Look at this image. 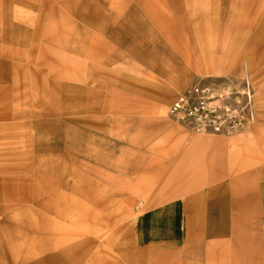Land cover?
<instances>
[{
    "label": "crops",
    "instance_id": "crops-1",
    "mask_svg": "<svg viewBox=\"0 0 264 264\" xmlns=\"http://www.w3.org/2000/svg\"><path fill=\"white\" fill-rule=\"evenodd\" d=\"M57 1L59 6L51 0H0V139H19L23 135L11 129L32 125L35 132L44 134L43 139L39 140L41 146L31 143L24 155L31 157L32 152L40 151L52 160L44 165L37 164L38 158L36 164L29 159L31 165L22 167V156H16L8 164L5 156L17 154L13 151L16 141L9 152L0 146V264H134L143 259L145 247L155 239L157 247L148 250L175 263L264 264V195H255L247 187V173L234 175L231 171L211 177L210 183L202 185L204 190L194 193L191 185L197 169L191 162L195 149L191 144L166 166L161 184L146 201L153 210L144 211L131 223L125 221L132 216L137 197L134 189L124 184L113 187L112 177L100 168L136 163L115 160L111 155H125V148L115 147L99 133L107 131L127 142H141L147 136H135L128 130L166 122L163 118L149 123L101 115L112 107L100 104V67L95 61L103 46L88 30L97 33L104 27L144 26L147 20L156 24L159 2ZM168 4L179 13L185 28V38L182 31L169 33L168 38L195 45L200 40L198 32L183 20L188 6L180 0H168ZM236 5L234 19L223 21L231 28L241 27L242 32L233 36L263 37L264 0H238ZM110 35L154 68L169 66L149 58L158 52L152 45L157 40L155 33L127 29L123 36L116 30ZM130 37L133 43L128 44L125 39ZM29 38L33 40L29 49L10 45H25ZM144 46L150 56L141 49ZM229 58L232 55L223 52L216 65L226 67ZM184 84L185 79L174 85L180 88ZM113 94L111 91L110 103ZM168 94L167 89L156 91V101L149 106L153 112L163 111ZM127 105L122 108L126 110ZM263 166L254 171V177L261 172L260 180ZM262 180L264 183V177ZM179 188L187 192L181 191L186 201L183 214L180 209L185 203L171 201ZM201 198L208 200L204 211L195 205ZM19 209L23 210L17 215Z\"/></svg>",
    "mask_w": 264,
    "mask_h": 264
},
{
    "label": "rangeland",
    "instance_id": "rangeland-1",
    "mask_svg": "<svg viewBox=\"0 0 264 264\" xmlns=\"http://www.w3.org/2000/svg\"><path fill=\"white\" fill-rule=\"evenodd\" d=\"M51 1L59 6L57 0ZM118 3H125V0H118ZM146 3L159 4L157 6L160 17L156 24L147 20L144 26L133 24L127 27L119 25L111 28L104 27L97 33L91 27L88 30L91 36L94 33L100 39L103 46L101 47L102 52L95 61L100 67L101 87L99 90L102 99L100 104L106 108L111 105L112 107L111 110L105 109L101 115L116 119H146V121H150L149 123L163 118L166 122V125L163 126L145 124L142 127L134 126L128 130L135 136H147V139L141 142H127L120 137L110 136L107 131L106 134L99 133L100 137L107 139L115 147L125 148V155H118L119 152L111 155L115 157V160L125 161L127 159L129 162L136 163V165L127 167L122 165L123 167L112 169L100 168L106 172V175L112 177L111 185L113 187L124 184L134 189L132 193L137 197L132 208V216L125 221L131 223L144 211L153 210L154 207L146 206L147 199L155 194V189L161 184L166 166L168 167L172 161L180 158L187 144L194 145L195 148L191 155V162L197 169L194 182L191 185L194 193L204 190L205 186L202 185L210 183L208 180L211 177L220 176L222 171L225 174L231 171L234 175L247 173L249 176L246 181L247 187H252L255 195H264L263 174L261 180L258 177L261 172H257L258 176L254 177V171L261 170L259 169L260 165H264V36L254 39L234 37L235 32H242L240 31L241 27L231 28L232 26L225 25L223 21L232 20L238 14L236 5L238 0H192V6H189L190 0H180L181 5L188 6V13L183 20L189 22V28L198 32L197 37L200 40L195 45H192L190 41L186 43L184 41L174 42L173 39L168 38L169 33L178 34L182 31L181 34L184 37L185 32V28L180 22L179 13L170 7L168 0H134L135 5ZM233 5L236 6L233 7ZM135 13L140 15L137 9ZM257 26L260 27L261 24H257ZM127 29L155 33L157 40L152 45L158 52L150 56L146 45L141 49L147 56H150L149 58L152 57L156 62L160 61L169 66L165 70L154 68L147 61L129 51L125 47V43H121L110 35L111 30H116L123 36ZM125 41L128 44L133 43L131 37ZM32 42V38H29L25 45L15 43H10V45L29 49L33 46ZM162 44L165 46L164 48L161 46ZM223 52L232 55L226 67L216 65V59ZM24 56L29 55L26 53ZM183 79H185V84L176 88L174 84ZM202 84H209L218 89L219 93L231 96L236 101H245V88L248 85L251 90L253 112V121L245 127L248 129L226 134L198 133L189 126L174 121L169 115V106L175 95L186 88ZM159 89H167L169 94L165 98L163 111L157 114L149 106L156 101L155 93ZM111 91L114 94L110 103ZM126 98L131 101H128L129 103L122 101ZM136 101H142L143 105H148L149 108L143 107L141 103L137 104ZM135 102L136 104H133ZM10 104L18 105V103ZM123 104H128L126 110L122 108ZM25 120L28 122L30 119L25 118ZM121 129L125 132L123 127ZM11 130L15 134L20 133L23 136H18L19 139H0V146H5L6 152L13 149V143L16 141L13 151H16L17 154L8 155L7 153L6 163L9 164L16 156H22V167H29L31 164H36L37 161V164L44 165L52 162L49 156L46 157L40 151H38L39 153L32 152L34 156L31 157L24 155L31 147V143L36 142L41 146L42 141L39 140L43 139L44 134L35 132L32 125H15ZM205 143H209V147ZM240 161H243L245 165H242ZM236 167H239L240 171L236 172ZM242 167L244 168L241 170ZM122 169L124 171H121ZM185 183L183 182L184 185ZM177 191L178 195L176 194L171 201L180 200L181 203H185L180 209V213L183 214L186 201L184 200L185 194H182L181 191L187 192L180 188ZM195 202L198 211H204L208 206L206 198ZM22 210H17L16 214L20 215ZM157 243L156 239L150 242V247H145L146 253L143 259L134 260V264H181L179 261L175 263L173 259L158 258L157 253L148 250L157 247ZM122 263L125 262L122 260ZM185 263L189 262H182V264Z\"/></svg>",
    "mask_w": 264,
    "mask_h": 264
},
{
    "label": "built area",
    "instance_id": "built-area-1",
    "mask_svg": "<svg viewBox=\"0 0 264 264\" xmlns=\"http://www.w3.org/2000/svg\"><path fill=\"white\" fill-rule=\"evenodd\" d=\"M245 93V101H236L209 84L195 85L175 95L169 115L198 133L240 131L253 121L248 85Z\"/></svg>",
    "mask_w": 264,
    "mask_h": 264
}]
</instances>
